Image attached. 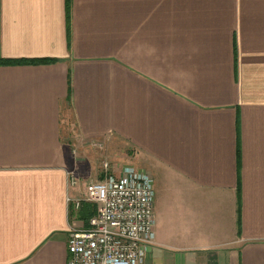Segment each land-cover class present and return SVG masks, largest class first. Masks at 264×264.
Wrapping results in <instances>:
<instances>
[{
	"label": "crops",
	"instance_id": "0c3cea01",
	"mask_svg": "<svg viewBox=\"0 0 264 264\" xmlns=\"http://www.w3.org/2000/svg\"><path fill=\"white\" fill-rule=\"evenodd\" d=\"M99 145L150 166L139 264H264V0H0V264H68Z\"/></svg>",
	"mask_w": 264,
	"mask_h": 264
},
{
	"label": "built area",
	"instance_id": "2783aa9c",
	"mask_svg": "<svg viewBox=\"0 0 264 264\" xmlns=\"http://www.w3.org/2000/svg\"><path fill=\"white\" fill-rule=\"evenodd\" d=\"M68 174L70 184L76 185V172ZM85 199L96 204V213L86 226L71 228L68 264L142 262L155 240L152 176L134 168L124 169L119 176L108 174L88 183ZM81 201L76 200L77 207Z\"/></svg>",
	"mask_w": 264,
	"mask_h": 264
},
{
	"label": "rangeland",
	"instance_id": "374dc122",
	"mask_svg": "<svg viewBox=\"0 0 264 264\" xmlns=\"http://www.w3.org/2000/svg\"><path fill=\"white\" fill-rule=\"evenodd\" d=\"M72 125H73V118L71 117ZM123 146V145H122ZM97 147V148H96ZM124 148V147H123ZM76 149V148H75ZM97 150L95 153L98 165L102 164L105 168V164L108 165L109 172L112 171L111 175L116 176L115 174L118 173L120 170L123 171L124 169H131L134 168L135 170H139L140 172H146L150 174L149 171V164L146 162H142L139 158V163L130 162L129 160L126 161L124 159H120L119 155L121 154V150L119 147L116 148H108L103 145L95 146ZM90 154V153H89ZM118 157V158H115ZM116 172V173H115ZM151 175V174H150Z\"/></svg>",
	"mask_w": 264,
	"mask_h": 264
},
{
	"label": "trees",
	"instance_id": "16d2710c",
	"mask_svg": "<svg viewBox=\"0 0 264 264\" xmlns=\"http://www.w3.org/2000/svg\"><path fill=\"white\" fill-rule=\"evenodd\" d=\"M84 211L86 212V214H85L86 216H84V217L86 219V223L88 224L89 219L92 216H94L95 213H96V205L90 204V203H86Z\"/></svg>",
	"mask_w": 264,
	"mask_h": 264
}]
</instances>
